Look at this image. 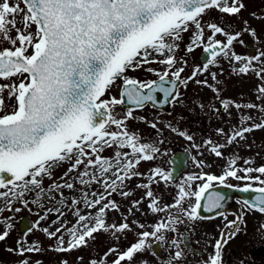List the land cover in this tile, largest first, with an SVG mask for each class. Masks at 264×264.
I'll return each instance as SVG.
<instances>
[{"label":"snow or ice","instance_id":"snow-or-ice-1","mask_svg":"<svg viewBox=\"0 0 264 264\" xmlns=\"http://www.w3.org/2000/svg\"><path fill=\"white\" fill-rule=\"evenodd\" d=\"M244 7L240 0H0V81H5L0 83V201H4L0 212H20V207H12L17 201L24 207L31 202L41 208L44 200L55 202L58 206L48 208L24 236L38 229L47 215L54 214L62 221L70 213L76 218L73 226L67 227L62 222L55 231L47 227L42 229L48 239L56 240L51 250L58 253L87 247L89 240H94V234L100 232H111L117 240L120 234L126 235L130 231L126 216L119 225L106 223L107 212L119 211L112 197L132 195L125 190L126 182L143 177L138 171L139 165L153 161L159 148L153 143L141 142L138 134L127 130V120L134 119L133 108H129L121 119L114 114L115 107L124 104L126 98L127 104L143 108L147 102H156L155 93H162L166 101L171 97L175 102L180 99L178 85L186 87L190 80L215 65L220 56L235 63L246 61L234 71L237 74L254 72L264 81V62L259 68L252 67L253 61H262L264 52L254 57H242L234 52L229 56L234 42L243 44L240 40L242 32L255 37V31L247 26V22L234 33L214 22L208 23L206 27L211 35L204 43L205 25L201 18L207 10L236 16ZM18 17H22V21ZM21 22L22 27H17ZM191 26L195 30L185 51L192 53L203 46L209 59L202 69L196 68L191 76L181 79L185 69L175 67L178 63L176 53L183 34L189 32ZM217 34L225 36L226 43L215 40ZM5 44L8 46L4 47ZM150 65H162L164 71H157ZM138 70L154 74L158 80L140 81L127 75ZM212 79L216 80L215 73H212ZM196 83L208 86L206 81L197 80ZM113 89L118 91L120 98L105 99ZM212 91L217 89L212 88ZM256 91L257 99L264 98V84ZM232 104V101H222L225 110ZM234 106L237 109L257 107L252 103ZM251 119V116H243L241 123ZM112 126L115 131L110 130ZM150 127L156 129L157 125L153 123ZM257 129H264V120L235 130L227 138L226 145H212L210 140L205 144L212 145L209 151L221 157V148L238 138L244 139L246 133ZM172 131L176 132V129ZM218 132L223 135L222 131ZM178 134L192 140L184 132ZM108 149L114 150L111 158L102 155ZM195 163L197 168L204 166L203 161ZM243 163L249 165L252 161L244 160ZM236 164V158L230 159L219 176L203 172L187 175L177 186L174 202L164 206H160V199L154 195L151 186L161 181L167 184L173 174L159 167L152 168L148 182L137 184L136 188L146 190L145 198L150 200L147 207L151 213L174 209L175 214L151 225V232H140L137 242L124 251L110 247L99 261L91 259L89 264H105L109 255L116 257L112 264H133L149 247L147 241L150 238L161 242L165 240V232H176V225L184 223L181 217L190 222L214 218L199 213L201 208L209 213L220 208V201L225 199L218 193L205 196L214 182L230 188L233 186L226 183L229 178L244 181L245 186L237 190L254 194L252 200L245 199L244 204L264 213V179H261L264 166L237 168ZM64 165L68 167L56 177V170ZM46 179L50 181L47 186ZM197 180L203 184L196 185L193 191V183ZM252 184L260 186L252 187ZM93 185L103 191L91 190ZM65 190L69 195H65ZM29 194L34 195V200L25 199ZM193 197L195 203L185 208V202ZM202 200L206 201L203 205ZM141 202L133 201L132 208L139 211ZM132 208L128 210L129 214ZM85 212L87 214H83ZM7 219L10 221L12 217ZM240 219L226 227H237ZM132 223L136 224V221ZM137 226L145 227L143 224ZM12 227L11 223L3 225L0 242L6 240ZM65 230L69 237L67 246ZM235 235V231L231 232L228 238ZM227 242L228 239L216 241L214 254L206 264H222L221 249ZM171 243L179 248L175 239ZM8 251L21 257L18 264H32L24 257L39 253L42 248L36 242L28 244L25 239L17 242V248ZM181 257L182 252L177 250L167 264L174 261L179 264Z\"/></svg>","mask_w":264,"mask_h":264},{"label":"rangeland","instance_id":"rangeland-1","mask_svg":"<svg viewBox=\"0 0 264 264\" xmlns=\"http://www.w3.org/2000/svg\"><path fill=\"white\" fill-rule=\"evenodd\" d=\"M245 7L236 16H228L227 14H221L218 10L212 9L207 10L202 16L201 22L205 25L204 28V43H207V37L211 35L210 31L207 29L206 25L208 23H216L218 26L224 28L229 33L233 31H240L245 27L244 22H247V26L255 31V37L250 35L248 32H242L240 40L244 41L246 39H254L257 41L259 47H257L258 54L264 52V0H240ZM194 26H191L190 31L184 33L181 41L179 42V50L176 53V59L178 61L176 68L184 67V72L181 74V79H186L191 76L192 72L196 68H203V65L198 54L200 49L203 47L196 48L192 53H187L185 51L186 46L189 45L192 33L194 31ZM215 39H221L226 42V37L217 34ZM240 51L244 53L243 46L240 41H236L231 46L229 51V56L232 52L238 55ZM186 61V63H180L179 61ZM244 61L240 63H235L231 59H225L223 56L217 58V63L210 66L209 69L202 75H197L194 80H190L186 87L179 86L178 91L180 93V99L172 103L171 110L165 113L158 109H155L149 105H144L143 108L133 111L134 119L127 120V130L129 132H134L138 134L141 138V142L153 143L159 148V152L156 154V158L153 161L142 162L138 171L143 174L142 178H134L131 181H127V188L132 192V195L124 198L120 195H113L112 199L118 204L119 211H109L106 214V223L112 225L115 223L119 225L122 222L123 217H127V223H129L130 231L125 234H120V238L117 240L113 237L111 232L104 233L100 232L94 234V240H89L87 247H82L73 250L68 253H58L51 250L55 244V239H48L46 234L42 231L43 228L47 227L50 231H55L56 227L61 226V223H65L67 227H71L75 224V217L70 213L66 215L62 221H58L57 216L54 214H49L46 219L41 221L39 228L33 230L29 235L20 236L15 230L19 217L27 212L30 219L35 223L40 216L45 215L48 208L56 207L58 205L55 202H49L47 200L43 201L44 207H38L34 203H29L27 207H24L18 201L14 202L12 207H20V212H9L7 210L0 212V232L4 230L3 225L6 223H11L13 227L9 230V236L5 241L0 242V264H18L21 257L9 252L8 249L17 248V242L20 240H25L28 244L36 242L42 248L39 253L26 254L24 258L29 259L32 264L39 261L40 264H62L66 261L67 264H89L91 259H96L99 261L103 257L104 253L108 251L110 247H116L119 251H124L132 243L137 242L138 234L142 231H152L151 225L155 224L159 220L166 219L169 214H175V210L170 212L153 214L151 213L150 221H146L144 218V210L148 209L147 205L150 202L149 199L145 198V189H138L136 185L138 182L147 183V176L150 175L151 169L159 167L163 171L168 169V155L169 150L165 145H181L183 149L191 150L192 166L189 170L182 174L181 177L172 185V189L165 187L161 181L158 184H153L151 190L154 195L159 197L160 206L170 205L174 202V197L178 192V185L181 180H183L187 175L200 174L201 172H216L219 170L220 166L224 164V152H231V155L235 157L238 161L236 166H243V159H245L247 151L251 153L252 157L256 154V157L263 164L264 162V129H257L251 133H246L244 139H239L231 145H227L220 149L224 154L223 157H216L213 153L209 151L212 145H226L227 138L232 135L235 130L240 129L242 126H251L256 123H260L264 120V98L257 99V87L264 84V81L259 79L254 72H249L248 74H237L234 69L239 68L243 65ZM254 67L259 68L260 64L264 62L262 58L261 62L253 61ZM157 71L163 72L164 66L162 65H150ZM149 67V66H146ZM175 68L173 69V71ZM212 73L216 74V80L212 79ZM127 75L131 78L138 80L150 79L156 77L154 74L147 73L143 70H138L136 72H129ZM241 77H240V76ZM206 81L208 86L203 83L197 84L196 81ZM241 84L242 96L241 102L235 99L234 96L238 95V87ZM212 88H216L217 91L213 92ZM112 96L119 98L118 91L113 89L107 94L105 99H109ZM222 101H232L233 104L229 106L226 113H222L223 106ZM254 101V102H253ZM252 103L257 105L256 108L247 109L243 108V113L238 116L239 110L234 106L235 104L246 105ZM114 114L117 118L123 119V109L121 105H117L114 109ZM229 117L225 123V117ZM243 116H251L252 119L240 124ZM226 121V120H225ZM155 123L157 125L156 129L150 127L151 124ZM234 128V131L229 133L226 129ZM172 129H176L173 132ZM196 129L195 131H193ZM111 131H115V126L110 128ZM155 130V133L153 131ZM218 130L224 131L223 135L219 134ZM184 132L191 136L193 140L189 141L184 139L178 133ZM205 133V136H201ZM212 141V145H206L205 141ZM162 141V143H161ZM240 145L242 148L239 150L237 147H231L232 145ZM197 145L198 147H193ZM114 154L113 149L106 150L102 155L104 157L111 158ZM246 157V158H248ZM226 160V159H225ZM198 161H203L204 166L202 168H197L196 163ZM254 162V161H253ZM255 164H257L255 162ZM228 165V161H227ZM264 165V164H263ZM258 166V165H257ZM68 165H64L55 172L56 177H60ZM250 167V166H247ZM206 172V173H207ZM243 175V173H242ZM200 182V183H199ZM203 181H195V184H201ZM50 181L45 180V186L48 185ZM91 190L103 191L97 185L91 186ZM166 193V194H165ZM65 195H69L68 191L65 190ZM72 195L78 196L79 193H73ZM167 196V197H164ZM25 199L32 201L34 200V195L29 194ZM136 200H141L139 204V211L132 208V202ZM189 200L184 204V207L189 206ZM0 207H4V201H0ZM132 208L131 214H129V209ZM67 212V209H64ZM83 214H87L86 212ZM92 215H95L93 212ZM12 217L9 221L7 218ZM186 223V218L181 217ZM53 221H57L53 223ZM136 221V224L132 222ZM183 223V224H184ZM138 224H143L145 227L141 229ZM176 225L177 229H181V225ZM201 229H205V226L198 223ZM78 227V226H77ZM167 233H164V236ZM200 234H202L200 230ZM65 246H67V240L69 239L67 232H64ZM155 239L150 238L147 241L149 249L139 254L133 261V264H138V260L145 259V262H140L141 264H151L155 261V254L150 249L151 241ZM170 253L171 249H168ZM115 255H109L105 258V264H112L115 259Z\"/></svg>","mask_w":264,"mask_h":264},{"label":"flooded vegetation","instance_id":"flooded-vegetation-1","mask_svg":"<svg viewBox=\"0 0 264 264\" xmlns=\"http://www.w3.org/2000/svg\"><path fill=\"white\" fill-rule=\"evenodd\" d=\"M17 19L22 21V17H18ZM17 27H22V22L18 23ZM12 34L15 35L14 32ZM245 41L246 40H244L243 44H241L243 46L244 53L242 54L240 51H237L238 55L242 57H254L253 55H250L248 53L249 48L247 47V45L250 46L251 44L252 46L254 44L256 45V47H259L258 42H255L254 39L250 40V44ZM7 46V44L4 45V47ZM244 63H246V61H244ZM252 67H254V62L252 64ZM4 82L5 81H0V83ZM237 93V97H234L240 103L242 96L241 84L238 87ZM238 110L239 113L237 115L240 116L243 113V108H240ZM222 113H226V110H222ZM229 119L230 118L226 116V121L224 120V122L226 123ZM240 124L242 125V123ZM195 130L196 129H194L193 131ZM226 130L231 133L232 131H234V128ZM153 133H155V130L153 131ZM204 135V133L201 134V136ZM231 147H237L239 150L242 148L238 144L232 145ZM167 148L169 150V154L170 152L172 153L180 149V147L171 145H168ZM224 154V158L226 160L224 159L225 162L220 166L219 170L217 171L218 175L216 176L222 175L224 169L227 167V161L235 158L231 155V152H229V154H227V152H224ZM224 154L222 153L221 157H223ZM248 156H251V153L247 151L246 157ZM246 157L245 159H243V161L251 160L252 163L249 165L243 164L242 167L236 166L237 168H243L247 166L257 168L258 163H261L260 160L257 159L256 154L252 157ZM255 162L257 164H255ZM239 174L242 175V173ZM252 175L256 176L259 174L252 173ZM263 177L264 176H262L261 178ZM177 178H179V176ZM176 179H172L167 184L164 183V188L168 186V188L172 189L171 186L176 185V183H174L176 182ZM226 183L232 185H243L242 183L245 184L244 181H237L231 178H229ZM214 184L218 183L214 182L213 185ZM192 190H196V185L193 184ZM234 201L235 204L232 205V207L216 214L212 219H202L192 222L186 219V223L181 225L180 230L176 227V232H166L167 234L165 235V240L160 242V253L158 255H155V261H152L151 264H167V261L174 255L177 250L182 252V257L179 264H206L210 255L214 254L216 241L222 239H228V242L224 244L221 249L222 264H264V213L257 212L254 209H249L244 204V201L238 198H236ZM238 218L241 219L237 227H226V225H228L230 222L237 221ZM198 223L204 225L205 229H201L198 226ZM200 230L202 234H200ZM234 231L236 232V235L229 239L228 234ZM222 233L224 234L223 237L221 235ZM174 239L178 242L179 248L171 243V241ZM168 249H171L172 252L170 253ZM138 261V264H141L140 262H145L146 260L143 258ZM173 264H177V262L174 261Z\"/></svg>","mask_w":264,"mask_h":264},{"label":"water","instance_id":"water-1","mask_svg":"<svg viewBox=\"0 0 264 264\" xmlns=\"http://www.w3.org/2000/svg\"><path fill=\"white\" fill-rule=\"evenodd\" d=\"M200 58L202 59V61H205L207 58H209V56H208L207 53H205L204 51H202V53L200 55ZM169 79H171V78H169ZM154 95L156 97V102L155 103L148 102V103H150L151 105H154V106L163 108L165 110H168L169 103H170V100L172 98L169 97L168 100L166 101V100H164V97H163V94L162 93H155ZM124 104L125 105L127 104L126 98H125V103ZM183 161L185 162V157H181V156H176L174 159H172V167L174 168V171H178L179 169H182V167H184L185 163H182ZM239 194H242L243 196H246L247 195V197H246L247 199H250V197H253L252 193H244V192L239 191ZM210 195H211V193H209V192H206L205 193V196L206 197L207 196H210ZM250 201H251V199H250ZM205 202H206L205 200H202L201 201L202 205ZM199 213H200V215H203V214L208 213V212H204L203 211V208H201L199 210ZM19 226H20V232L21 233H23L29 227L28 216L26 214L21 218V221H20V225Z\"/></svg>","mask_w":264,"mask_h":264}]
</instances>
